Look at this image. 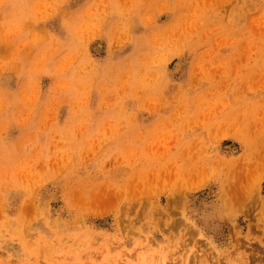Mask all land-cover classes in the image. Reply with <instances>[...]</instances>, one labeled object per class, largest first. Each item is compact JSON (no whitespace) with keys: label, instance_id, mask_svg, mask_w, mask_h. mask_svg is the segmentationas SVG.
Returning a JSON list of instances; mask_svg holds the SVG:
<instances>
[{"label":"rangeland","instance_id":"rangeland-1","mask_svg":"<svg viewBox=\"0 0 264 264\" xmlns=\"http://www.w3.org/2000/svg\"><path fill=\"white\" fill-rule=\"evenodd\" d=\"M0 264H264V0H0Z\"/></svg>","mask_w":264,"mask_h":264},{"label":"bare ground","instance_id":"bare-ground-1","mask_svg":"<svg viewBox=\"0 0 264 264\" xmlns=\"http://www.w3.org/2000/svg\"><path fill=\"white\" fill-rule=\"evenodd\" d=\"M182 197V196H181ZM182 199V198H181ZM180 200V199H179ZM241 243V242H240ZM239 247V246H238Z\"/></svg>","mask_w":264,"mask_h":264}]
</instances>
